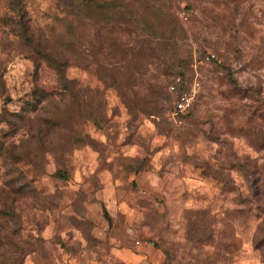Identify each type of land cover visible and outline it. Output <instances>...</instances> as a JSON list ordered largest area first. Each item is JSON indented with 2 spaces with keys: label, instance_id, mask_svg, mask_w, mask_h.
<instances>
[{
  "label": "rangeland",
  "instance_id": "1",
  "mask_svg": "<svg viewBox=\"0 0 264 264\" xmlns=\"http://www.w3.org/2000/svg\"><path fill=\"white\" fill-rule=\"evenodd\" d=\"M259 113L264 0H0V264H264Z\"/></svg>",
  "mask_w": 264,
  "mask_h": 264
},
{
  "label": "built area",
  "instance_id": "2",
  "mask_svg": "<svg viewBox=\"0 0 264 264\" xmlns=\"http://www.w3.org/2000/svg\"><path fill=\"white\" fill-rule=\"evenodd\" d=\"M182 18L187 17L184 11L180 14ZM214 58V54H209L206 59ZM181 87V89H180ZM169 92L174 96L172 109L168 115V119L175 125L183 123L182 115L191 108L193 101L200 89V82L195 78L189 85L185 84L181 76L174 77L168 86Z\"/></svg>",
  "mask_w": 264,
  "mask_h": 264
},
{
  "label": "trees",
  "instance_id": "3",
  "mask_svg": "<svg viewBox=\"0 0 264 264\" xmlns=\"http://www.w3.org/2000/svg\"><path fill=\"white\" fill-rule=\"evenodd\" d=\"M71 3H82V2H91V0H69ZM24 37L26 38V40L28 41V42H30L31 41V39H30V37H27V35H24ZM208 56V55H207ZM206 56V57H207ZM212 59V58H211ZM170 84V83H169ZM169 86V85H168ZM181 88V87H180ZM168 91H169V89H168ZM170 93V92H169ZM191 108H189L188 110H187V112L186 113H184L183 115H182V118L184 117V115H186L188 112H189V110H190ZM257 117L260 119V120H262V121H264V115H262L261 113H259V114H257Z\"/></svg>",
  "mask_w": 264,
  "mask_h": 264
}]
</instances>
